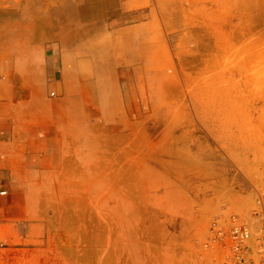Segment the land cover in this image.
Masks as SVG:
<instances>
[{
	"label": "rangeland",
	"instance_id": "obj_1",
	"mask_svg": "<svg viewBox=\"0 0 264 264\" xmlns=\"http://www.w3.org/2000/svg\"><path fill=\"white\" fill-rule=\"evenodd\" d=\"M28 1L40 69L0 88V264H223L236 226L264 247V0Z\"/></svg>",
	"mask_w": 264,
	"mask_h": 264
},
{
	"label": "crops",
	"instance_id": "obj_2",
	"mask_svg": "<svg viewBox=\"0 0 264 264\" xmlns=\"http://www.w3.org/2000/svg\"><path fill=\"white\" fill-rule=\"evenodd\" d=\"M52 11L51 16L57 17V8ZM41 24L39 3L0 0V88L8 82L5 74H16L18 82L26 86L40 69L28 51L36 50V42L42 41Z\"/></svg>",
	"mask_w": 264,
	"mask_h": 264
},
{
	"label": "built area",
	"instance_id": "obj_3",
	"mask_svg": "<svg viewBox=\"0 0 264 264\" xmlns=\"http://www.w3.org/2000/svg\"><path fill=\"white\" fill-rule=\"evenodd\" d=\"M232 234L234 243L231 248V256L223 264H264V247L258 246L257 251L253 254L245 245V240L249 237L247 228L236 226Z\"/></svg>",
	"mask_w": 264,
	"mask_h": 264
},
{
	"label": "bare ground",
	"instance_id": "obj_4",
	"mask_svg": "<svg viewBox=\"0 0 264 264\" xmlns=\"http://www.w3.org/2000/svg\"><path fill=\"white\" fill-rule=\"evenodd\" d=\"M56 62V61H55Z\"/></svg>",
	"mask_w": 264,
	"mask_h": 264
}]
</instances>
